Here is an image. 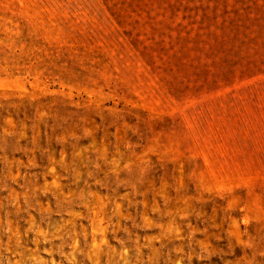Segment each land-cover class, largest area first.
I'll use <instances>...</instances> for the list:
<instances>
[{
	"label": "rangeland",
	"instance_id": "rangeland-1",
	"mask_svg": "<svg viewBox=\"0 0 264 264\" xmlns=\"http://www.w3.org/2000/svg\"><path fill=\"white\" fill-rule=\"evenodd\" d=\"M0 264H264V0H0Z\"/></svg>",
	"mask_w": 264,
	"mask_h": 264
}]
</instances>
